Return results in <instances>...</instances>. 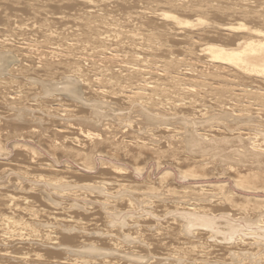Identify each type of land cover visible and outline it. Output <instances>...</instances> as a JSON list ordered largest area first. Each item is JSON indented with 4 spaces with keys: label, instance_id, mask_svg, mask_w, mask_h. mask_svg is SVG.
Here are the masks:
<instances>
[{
    "label": "bare ground",
    "instance_id": "6f19581e",
    "mask_svg": "<svg viewBox=\"0 0 264 264\" xmlns=\"http://www.w3.org/2000/svg\"><path fill=\"white\" fill-rule=\"evenodd\" d=\"M143 1L145 6L140 8L141 10L128 11L126 9L130 7L129 3L126 4L127 0H0V7H21L28 15L26 21L19 23L12 21L11 25V18L3 15L6 17V24L4 23L3 27L5 34L2 35L1 32L0 35V99L10 96L11 100H16L25 93L31 95V98H33L32 95H40V98L43 96L42 101L48 97L50 100L45 101L44 105L55 104V106H50V110L47 109L51 114L44 113L49 118L51 117L52 120L48 119L50 123L62 125L61 121H68L65 127L58 128V132H53L56 134L44 138L43 134L48 131H45L48 127H45L41 121H32V117H35L33 119L40 118L34 114L37 110H33V113L31 109L22 108V106L18 110L16 106L18 107L19 104L16 105L14 108L18 111L16 114L12 111L9 118L16 117L13 119L21 122L14 121L13 123L12 119H7L6 123L0 122V131H2V134L0 133V159L7 160L10 155L4 144L8 142H6L9 138L8 132H3L4 128H1L3 126L9 128L15 126L14 128L20 130L28 128V136L30 134L34 140L36 137L35 141L43 149L46 148L48 153H53L56 149L55 153L58 157L64 155L68 158L73 157L77 161H86L87 163L83 162V164L78 162V165L85 170L95 169V155L108 149L116 150L119 159L126 154V159L133 163L142 158L147 159L148 155V159L154 156L161 160L165 151L162 149L165 145L161 148L159 144L163 142L158 138L163 137L167 147L186 143L185 148L189 149L187 151L189 155H184V162L190 161L192 165H197L198 172L199 168H202L203 176L207 173L205 166H210V164L214 166L216 162H222V165L218 164L216 169L222 166L220 168L228 174H231L233 166L240 167L239 169L234 168L236 169L234 175L237 178L234 187H238V190L240 188L250 191V188L255 187L250 185L249 188L242 183L247 178L253 179L254 182L251 184H257V188L264 189V0H255L256 2H235V0ZM63 4H68L70 7L79 5L80 8L75 7L72 9L73 12L65 14L61 12ZM119 7L121 9H118ZM108 8L120 11V13L110 14L111 12L107 11ZM173 47L179 48L180 57H161L169 56ZM9 54L14 62L12 65L7 62ZM58 96H64L76 105L77 103L82 105L78 109L79 112H85L86 109L88 112L86 115L77 116V108L76 110L74 107V109L64 108L58 103ZM122 110H130V114L134 113L132 116L134 121L130 116L132 122H126V124L129 123L127 126L130 129L127 128V131L122 133L117 131L119 133L113 134L114 136L120 135L116 143L114 139L110 140L106 137L111 131L113 133V130L111 129L108 133L107 126H105V131L104 126L101 128V125L105 122L102 120ZM136 115L139 118H135ZM133 122L137 124H132ZM34 123L38 125L35 126ZM179 123L185 125V129L183 126L175 127ZM114 129L116 130V127ZM138 132H142V135ZM157 134L162 136H157ZM19 145H14V150H22L26 146L24 149L28 148L30 151L23 154L18 151L15 157L20 159L23 156L22 159H25L27 155L32 159L33 153L34 159H29L34 162V155L37 157L39 153L35 152L36 147L33 148L27 144ZM168 148L170 151L171 147ZM174 148L176 147H173V151ZM57 156L52 157V160L59 163L60 159L58 160ZM175 157L174 161L177 158ZM16 161L19 160L0 162V182L7 181L6 187L2 188L15 191L11 194L0 192V210L3 208L14 215L16 209L22 208L16 213L20 221L0 216V260L17 254L10 257L16 264H69L70 261H72L71 264H105L107 262H104L103 258L119 256L116 259L122 257V259L126 258L133 262L137 259L145 261L146 257L152 260L151 264H160L162 263L161 258L165 257L162 251L168 246L174 251L176 244L181 247L186 244L187 247L181 253L197 254V249L204 251L203 243H200L202 239L212 238V242H218L216 235L222 233V241L229 240V243L231 237L242 232L237 231L243 228L238 229L236 227L238 223L248 226L249 230L257 227L259 230L256 232L264 230V208L259 211L252 210L251 215L243 213L244 216L240 217H234L227 211L228 208H237L240 201L243 203L239 207H249L251 199L239 200L240 196L228 190L226 185L217 187L214 184L217 191L211 189L204 191V186H200L201 190L198 188L200 191L198 189L195 191L193 187L194 189H191L193 192H189L187 191L189 186L187 190L180 191L178 188V191L172 188L174 183L171 187L169 183L171 180L167 182L168 185H165L161 178L160 183L162 182L163 186L159 183L161 185L159 191L156 187L152 189L149 185L152 192L147 190V194L143 193L146 202L149 201L148 204L142 201L147 205L144 207L146 208L145 213L136 218L132 217L128 212L136 211L139 207L135 205L138 201L133 204L134 200H132L133 193H137L131 190L136 189L122 187V184L117 183L127 178L123 174L126 168L122 169L113 164L111 170L113 174H110L114 183L105 180L90 181L92 183L85 181L71 183V178L78 175L72 171V166H65L64 170L69 176L66 177L69 182L64 180L66 182L64 186L68 188L62 189L64 192L56 188L59 192L56 190L54 192L59 195L56 194L54 198L70 201V203L67 202L70 205L68 208L62 209L60 206V210L66 211L68 215L62 218L60 214L58 218H55V223L39 222V227H41L39 228L38 225H34V222L42 217L41 214L39 216L42 210H39L40 206L33 207L29 204L26 206V195H20L22 188L26 189L28 186V179L25 176L28 174L25 172L23 175L24 172L21 169L24 166L12 169L15 165L20 166L21 164L18 163H22L23 160ZM225 161L233 165L227 167ZM38 164L36 168L31 166L29 169L44 173L64 171L56 169V164L48 162ZM159 164L163 163L159 162ZM137 169L135 173L144 171V169L143 171ZM243 170H245V175L241 176ZM169 173H164V175H170ZM12 175L16 178H10ZM179 175L183 178L188 177V179L196 177L194 173L187 174V170ZM84 176H78L79 181L83 180ZM232 176L229 177L232 178ZM36 177L38 181L30 182L35 186H33L35 193L40 191L38 200H42L43 203L47 200L56 205V207L53 206L54 210H59L56 208L60 200L55 201L47 191L51 189H48L50 185L60 187L61 183L57 181L52 183L42 175ZM18 179L19 182L14 183L13 180L18 181ZM22 185L26 188H20ZM64 186L61 187L64 188ZM18 192L19 195L14 194ZM140 193L142 195V191L138 192ZM88 195L91 197L94 195L95 200L88 198ZM144 196H141L142 200ZM125 197L131 198L133 202H127ZM89 199L93 200L97 207H87V203H83ZM150 199H156L155 202L162 203L160 206L168 202L174 207L171 210L169 208L167 211L160 212L163 207L160 209L159 206L160 211L156 208L159 211L157 212L154 209L157 205L154 206V200L150 201ZM73 200H79L83 205L73 203L75 202ZM253 200V204L260 203L258 199ZM22 203L25 206L22 207ZM124 203H127L126 208L128 207L125 211L120 210L121 207H119ZM150 204H154V207ZM10 208L14 209L10 210ZM169 212L180 214L175 216L172 213L174 218L163 219L168 216ZM117 221L120 222L119 225H115ZM89 226H93L92 231H89ZM220 227L224 228L220 229ZM68 232H75V234ZM240 235L241 238L238 240L241 245L245 241L242 234ZM87 240L100 242L106 248L93 246L83 248L82 246L88 243ZM119 240H122L121 242L128 247H121ZM257 241H255L256 244ZM72 244L74 246H69ZM236 244L239 245V243ZM181 247L178 248L183 250L184 247ZM12 248L14 250L9 252L8 250ZM58 250L64 251V254L66 252L70 256H76V259L63 261L57 258L56 260V257L62 255ZM234 253L236 252L232 251L231 254ZM84 254H89L90 260L84 257ZM173 255L168 253L167 258L177 259ZM51 257L55 258L50 259ZM91 257L96 259L103 257L101 258L103 261H91L95 259ZM260 258L263 259V256ZM135 262L142 263L141 261ZM146 263L149 264V260Z\"/></svg>",
    "mask_w": 264,
    "mask_h": 264
},
{
    "label": "rangeland",
    "instance_id": "374dc122",
    "mask_svg": "<svg viewBox=\"0 0 264 264\" xmlns=\"http://www.w3.org/2000/svg\"><path fill=\"white\" fill-rule=\"evenodd\" d=\"M256 2L255 0H235V2ZM134 2V3H133ZM144 1L143 0H127V2H126V4L127 3H129L128 5H129V7L130 8H128V9H126V10H128V11H135L136 9H138V10H141L140 8H142V7H144L145 6V3H143ZM112 5V4H111ZM134 5V6H133ZM135 5H136V7H135ZM76 7V9H78V8H80L79 7V5H73V6H71L70 7V5H68V4H63V6L61 7V9H62V11L61 12H63V13H71V12H73V8H75ZM111 7V6H110ZM112 7H113V5H112ZM118 9H121V7H119ZM54 11V10H53ZM107 11L109 12H111L110 14H112V13H116L117 15H118V13H120V11L119 12H117L116 10H114V9H112V8H108L107 9ZM22 14H24V15H22ZM115 14V15H116ZM6 15V16H8V17H10L11 18V22H10V25L11 24H13V22L12 21H14V22H17V23H19V22H23V21H26V16H28L27 15V13H25L24 12V10L21 8V7H13V8H11V7H6V6H2V7H0V35H1V32H2V35H4L5 34V31H3V27H4V25L6 24V17H4V16ZM2 16V17H1ZM3 18V19H2ZM4 19H5V21H4ZM213 20V19H212ZM5 23V24H4ZM13 26V25H12ZM2 28V29H1ZM181 55H180V50H179V48L178 47H173V48H171V54L169 55V56H161L162 58H168V57H180ZM12 56L9 54L8 55V59H7V62H8V64L9 65H12V64H14V62H13V60H11L12 58H11ZM11 58V59H10ZM9 59H10V61H9ZM13 62V63H12ZM159 70H160V68H158ZM80 87V86H79ZM78 88V87H77ZM78 90H79V88H78ZM38 91V90H37ZM39 92V91H38ZM37 92V93H38ZM28 94L27 93H25V94H22V96H20L21 98H17L16 100H11L10 99V96H6V97H2L1 99H0V103L2 104V105H0V115L2 116H0V122H2V123H6V120L7 119H12L13 120V123H14V121L16 122V121H18V122H21L20 120H14V119H16V117H12V118H9V115H11L12 114V111H13V113L14 114H16V112L21 108L20 106H22V108H29V110L31 109V111H35V110H37V111H35V113H34V111H33V113L34 114H36V117H40L39 119H33V118H35V117H32V121H36V120H38V121H41L42 122V124H44L45 125V127H48V129H45V131H47V132H45L43 135H45V137L44 138H46V137H48V136H51V135H54V134H56V133H54L53 134V132H58V128H63V126L65 127L67 124V122H63V121H61V123H62V125H59L58 123H50V121L48 120V119H51V117L49 118V116H46L44 113L46 112V114L47 113H50V106H55V104H50V103H47V104H45L44 105V103H46L45 101H49L50 99H48V97H47V99L45 98L43 101H42V99L44 98L43 96H41V98H40V95L37 97L36 95H32V97L33 98H31V95L29 96H27ZM24 96V97H23ZM26 96H27V98H26ZM35 96H36V98H35ZM22 97H23V99H22ZM43 97V98H42ZM4 98V99H3ZM26 98V99H25ZM59 100H57L58 101V103H60V105H62V106H64V108H66L67 109V107L69 108V109H74V110H76V108H77V110H76V113H74V114H76L77 116H83V115H86V113L88 112V109H86L87 111H83V112H79V110L78 109H80L81 107H82V105H80L79 103H77V105H76V103L75 102H73L72 100H70V99H67L66 97H64V96H58L57 97ZM6 99V100H5ZM36 99V101H34ZM63 99V100H62ZM8 100H10V101H8ZM19 100V101H18ZM23 100V101H22ZM26 100V101H25ZM41 100V101H40ZM6 101H8L7 103H5ZM25 101V102H24ZM30 101V102H29ZM32 101V102H31ZM33 102H35V103H33ZM14 103V104H13ZM17 103V104H16ZM35 104V105H33V104ZM37 103V104H36ZM42 103V104H41ZM71 103V104H70ZM75 103V104H74ZM5 104V105H4ZM11 104H12V106H11ZM19 104V105H18ZM23 104V105H22ZM31 104V105H30ZM3 105L5 106V107H3ZM6 105H7V107H6ZM9 105L11 106V107H9ZM16 105H18V107L16 106ZM28 105V106H27ZM68 105V106H67ZM16 106V108L18 109L19 107V109L18 110H16V108H14ZM37 106H39V107H37ZM49 106V107H48ZM13 107V108H12ZM44 107V109H42ZM46 107V108H45ZM74 107V108H73ZM12 108V109H11ZM8 109H9V111L11 110V112H9L8 111ZM40 109V110H39ZM42 109V110H41ZM47 109H49V110H47ZM129 109H131V108H129ZM9 112H7V111ZM44 110V111H43ZM7 112V113H5V112ZM43 111V112H42ZM124 110H122L121 112H117V113H113L112 114V116H114V117H107V118H105L104 120H102V122L103 121H105V122H103V124L101 125V128L103 127V129L105 128V126H107L106 128L108 129L107 131H108V133L111 131V129L113 130V133H112V131L109 133V134H107V136L106 137H108V138H110V140H113L114 139V142H116V143H118L116 140H117V138L120 136L119 134H118V136H114L113 134L115 133V132H117V131H119V132H124V131H127L126 129L128 128V130L130 129L129 128V126H127L128 124H126V122L128 121H131L132 120V116H133V114L134 113H131L130 114V110L128 111H124ZM1 112H2V114H1ZM4 113V114H3ZM38 113V114H37ZM29 114H32V113H29ZM51 114V113H50ZM74 114H72L73 116H74ZM117 114H118V119L116 118V116H117ZM125 114V115H124ZM5 115H6V117H5ZM28 115V114H27ZM40 115V116H39ZM59 115H61V114H59ZM116 115V116H115ZM8 116V117H7ZM124 116V117H123ZM132 118H131V117ZM43 117V118H42ZM123 117V118H122ZM14 118V119H13ZM62 118V117H61ZM122 118V119H121ZM135 118H139V116L138 115H136L135 116ZM31 119V118H30ZM41 119H44L43 121H45V123L41 120ZM59 119V118H58ZM74 119H76V118H74ZM110 119V120H109ZM112 119V120H111ZM124 119V120H123ZM11 120V121H12ZM52 120V119H51ZM48 121V122H47ZM74 121V120H73ZM119 121H122V122H124V123H122V122H119ZM133 121H134V118H133ZM109 122V123H108ZM132 122V121H131ZM138 122V121H137ZM137 122L135 123V122H133L132 124H137ZM12 123V124H13ZM64 123V124H63ZM183 123V122H182ZM35 124V126L36 125H38V124H36V123H34ZM33 124V125H34ZM124 125L125 126V128H124V126L123 127H121L122 125ZM126 124V125H125ZM108 125H109V127H108ZM118 125V126H117ZM120 125V126H119ZM12 126V125H11ZM116 127V130L114 129V127ZM181 126H183V128L185 129V125H181L180 123L177 125H175V127H181ZM15 127V126H14ZM13 126L12 127H7V126H3V127H1L2 129H3V132L4 133H7L8 134V139L6 140V142L7 143H4L5 144V147H6V151H8V152H10V155L8 156V159L7 160H3V159H0V162L2 163V162H10V160H12L13 161V159H18L20 162L23 160H25L24 162L26 163L28 160V162L25 164V163H23V161H22V163H18V164H21L20 166H13L12 167V169H16V168H22L23 166V169H21L24 173H23V175H25V172H27V174L28 175H25V176H27V181H28V186H29V188H28V186H24V185H22V186H20V188H22V187H24V188H26V189H23L22 188V190L20 191L21 192V194L18 192V193H14V194H17V195H23V196H25V197H27V200H26V206H29V205H32L33 207L36 205V206H40V208L41 209H39V210H42L41 212H39V216H40V214H41V216L42 217H39V220L37 221H35L34 222V225H38V227H39V225H40V223L39 222H43V223H45V224H47V221H49V222H52V223H55V218H58L59 216H60V214L62 215V218L63 217H67V215H68V213L66 212V211H64V210H60L61 208H60V206H62V209L65 207V208H68V206H70L68 203H70V201L68 202V201H63L62 199H58L57 198V200L59 201V206H57L58 208H56V209H59V210H54L53 208L54 207H56V205H53V204H51V203H49V202H47V200H45L46 202H44L43 203V201L42 200H38V198H40L39 197V195H38V193L40 192V191H37V193H35L34 191H36L35 190V186L30 182V181H38V177H36V176H39V175H42V176H46L45 178H46V180L48 179L49 181H52V183H54V182H56L57 181V183H61V186H64L65 184H66V182L68 181L69 182V179H67L66 177H69L68 176V174L66 175L65 174V170H64V167L65 166H69V167H71L72 168V171L75 173V175H78V176H81V175H85L84 176V178H83V180H81V181H79V178H78V176L77 177H75V178H71L72 179V182L71 183H78V182H81V183H83L84 181L85 182H87V183H89L90 181H95V182H102L103 180H105V181H107V182H113L114 183V179H112V176H111V174L110 173H112L113 174V172H111V170L113 169V165H115L116 167L117 166H119L120 168L122 167V169H124V168H126L125 169V173H123L127 178H124L123 179V181H121V182H117V183H120V184H122V187H131V189H136V190H131V191H133V192H135L136 191V193L137 194H135V193H133V192H131L130 191V193H133V198H132V200H134V203L133 204H135V202L136 201H138V203L137 204H135V205H139V209L137 208L136 209V211H133V212H128V213H130L131 214V216L133 217V216H135V218L136 217H139V215H142L143 213H145V210H146V208H144L145 207V205L146 204H148V202H146V199H145V194H147L148 192H147V190H149V192H152V190H151V188L152 189H154L153 187H156V189H158V191L160 190V186L162 185L163 186V184H165V185H168V183L167 182H169L170 180V182L169 183H171V187H172V185H173V183L176 185H173V187L172 188H174L175 190H178V188H180L179 190L181 191H183V190H187V188H188V186H189V189L187 190V191H192L194 188H195V191H197V189L199 188L200 190H201V188L203 187L204 188V191H206V189H207V191L209 190V189H211L212 191H217V188L215 187V186H220V185H223V186H227V188H228V190H230V191H232L233 193H236L237 195H238V197L240 196V199L239 200H244V198H247V199H251V203L249 204L250 206L249 207H239L243 202L242 201H240V204H239V206L237 207V208H234V207H232V208H228V210L227 211H229L230 213H231V215L232 216H234V217H240V216H244V214L243 213H249L250 215H251V212H252V210H256V211H259V210H261L262 208H264V189H262V188H257L258 187V185L257 184H251L252 182H254V180L253 179H250V178H247V179H244V181L242 182L243 184H245L246 186H248L249 188H250V185H252V186H255L254 188H250L249 190L250 191H247V190H243V189H240L239 188V190H238V187H234L235 186V179H237V178H235L236 177V175H234L235 173V171H236V169H239L238 168V166H233L232 167V172H231V174H228V172L227 171H225V170H222L221 168H222V166H219V171L216 169V167H217V165L218 164H220V165H222V162H216V165L214 164V166H213V164L211 165L210 164V166L209 165H207V166H205V171H207V173H206V176H203L202 175V172L204 173V171H203V169L202 168H199L200 169V171H201V173H200V171L198 172V168H196L197 167V165H192V162H190V161H186V162H184V160H183V157H184V155L185 156H187V155H189L188 154V150L185 148L186 147V143H182V144H179L178 146H168V147H171L170 148V151L168 150L169 148L167 147V143H166V141H164V139H163V137H160V138H158V139H162V141L161 142H163V144L161 143V144H159V146H161V148H163L162 146H164V148L162 149V151H164L163 152V156H162V159L160 160V159H156L154 156H151L150 157V159H148L149 158V155H148V157H146L147 159H144V158H142V160L140 159V161L138 160L136 163H135V161H134V163H133V161H130L129 162V160H127L126 158H127V156H126V154H123V158H120L119 159V157H118V154H116L117 152H116V150H111V149H108V150H105L104 152H102V153H98L97 155H95L94 157H95V169H91V170H85V169H83L80 165H78V162L80 163V164H83V162H85V163H87L86 161H77V160H75V158H73V157H70V158H68V156H65L64 157V155L62 156V155H59L60 157H58L57 155L58 154H56L55 153V151H56V149H55V151L53 152L54 154H56V155H54L52 152L50 153H48L45 149L46 148H42V146H40V145H38V142L37 141H35V140H37L36 139V137H35V140H34V137L32 138L31 136H30V134H29V136H28V128L27 129H25V128H21V129H23V130H20V129H18V128H14ZM28 127V126H27ZM112 127V128H111ZM120 127V128H119ZM144 127V126H143ZM106 128H105V131H106ZM117 129H119V130H117ZM56 130V131H55ZM50 131V132H49ZM51 131H52V133H51ZM70 131H73V130H70ZM70 131H69V133H70ZM2 131H0V133H1ZM119 132H117V133H119ZM17 133V134H16ZM68 133V134H69ZM138 133H140L141 135H142V132H138ZM2 134V133H1ZM25 134H27L26 136H25ZM130 134V133H129ZM14 135V136H13ZM20 135V136H19ZM26 137H24V136ZM60 136L62 135V134H59ZM65 135H67V134H65ZM159 134H157V136H158ZM17 136V137H16ZM23 136V137H22ZM55 136H58V135H55ZM159 136H162L161 134L159 135ZM19 137H21V138H19ZM31 137V139H29ZM54 137V136H53ZM111 137H113L112 139H111ZM33 139V140H32ZM63 141V140H62ZM45 142V141H44ZM113 142V141H112ZM19 145H26L27 144V146H30L31 145V147H36V148H34L36 151L35 152H39L38 153V156L36 157V155H34L35 156V161L36 162H38V163H43V164H45L46 162H48V163H51V164H53V165H57V163H58V161H57V163L56 162H54L53 160H52V157H54L55 156V158H56V156H57V159L59 158L60 159V161H59V163H58V165L56 166L55 165V167H56V169H60V170H64L63 172H53L52 171V173H44V172H42V171H38V170H34V169H29L31 166H35V168H36V166H39V164L38 163H36L35 161L34 162H31V160L32 159H34V157H33V153H32V159H31V157L30 156H27V155H25V159H22V158H24L23 156H21L22 158H17V157H15V155H16V153L18 152V153H20L21 154V152H22V154L23 153H29L28 151H30V150H28V148L27 149H24V148H22V150H14V148H15V146L17 145V144ZM57 143V142H56ZM47 144V143H46ZM15 145V146H14ZM19 145V146H20ZM48 145V144H47ZM12 146H13V148H12ZM39 146V147H38ZM121 146V145H120ZM180 146V147H179ZM184 146V147H183ZM173 147H176V148H174V151H173ZM181 148V149H180ZM184 148V149H183ZM185 149H186V151H185ZM23 150H25V151H23ZM27 150V151H26ZM167 150V151H166ZM178 150V151H177ZM180 150V151H179ZM14 151V152H13ZM21 151V152H20ZM173 151V152H172ZM176 151H177V153H176ZM60 153H61V151H59ZM123 152V151H122ZM182 152V153H181ZM66 153V152H65ZM167 154V156H166V154ZM179 154V155H178ZM40 155V156H39ZM54 155V156H53ZM218 155H220V154H218ZM165 156V157H164ZM177 158H176V157ZM180 156H182V157H180ZM153 157V158H152ZM164 157V158H163ZM174 157L176 158L175 159V161H174ZM31 160H30V159ZM152 158V159H151ZM155 158V159H154ZM196 159H197V156L195 157ZM22 159V160H21ZM37 159V160H36ZM58 159V160H59ZM165 159V160H164ZM3 160V161H2ZM145 160V161H144ZM160 160V161H159ZM180 162H179V161ZM19 161H16V162H19ZM77 163H76V162ZM105 162L104 164H103V162ZM143 163H142V162ZM147 161V162H146ZM162 161V162H161ZM159 162L160 163H163V164H159ZM164 162H165V164H164ZM177 162V163H176ZM182 162H184V163H182ZM226 163H227V167L228 166H232L233 165V163H228L227 161H225ZM224 162V163H225ZM14 163V162H13ZM109 163V164H108ZM133 163V164H132ZM176 163V164H175ZM190 163V164H189ZM22 164H24V165H22ZM37 164V165H36ZM113 164V165H112ZM177 164H178V166H177ZM179 164H182V165H179ZM229 164V165H228ZM26 165V166H25ZM91 165V164H90ZM134 167H133V166ZM173 165V166H172ZM177 166V167H176ZM180 166H181V168H180ZM209 166V167H208ZM243 166H245V165H243ZM105 167V168H104ZM188 167V168H187ZM207 167V168H206ZM212 167H215V168H213L212 169ZM221 167V168H220ZM24 168H26V169H24ZM94 168V167H93ZM109 168V169H108ZM138 168V169H137ZM141 168V169H140ZM177 168H179V169H177ZM234 168H236V169H234ZM54 169V168H53ZM135 169H137V170H142L143 171V169H144V171L143 172H136L135 173ZM181 169V170H180ZM191 169H192V171H191ZM207 169V170H206ZM211 169V170H210ZM234 169V170H233ZM55 170V169H54ZM186 170H187V174H196V175H194V176H196L195 178H189L188 179V177H186L187 178V180H185L186 178H183V176H181V175H179V174H182V173H184V172H186ZM215 170H217V171H215ZM167 171V172H166ZM214 171V172H213ZM169 172H171V173H169ZM189 172V173H188ZM198 174H197V173ZM225 172V173H224ZM243 172V173H242ZM241 172V176L242 175H245L244 173H245V170H243ZM33 173V174H32ZM60 173V174H59ZM140 173H142V174H140ZM164 173H169L170 175H167V176H165L164 175ZM179 173V174H178ZM221 173V174H220ZM222 173H224V174H222ZM228 174V177H227V174ZM30 174V175H29ZM53 176H52V175ZM201 174V175H200ZM220 174V175H219ZM22 175V176H23ZM58 175V176H57ZM163 175L165 176V177H163ZM171 175H173V176H171ZM198 175V176H197ZM210 175V176H209ZM223 175H225V176H223ZM230 175H233L232 176V178H234V179H232V178H230L229 176ZM31 176H33V177H31ZM111 176V177H110ZM179 176H180V178L182 177L183 178V180H182V178L180 179L179 178ZM208 176V177H207ZM219 176V177H218ZM163 177V178H162ZM171 177V179H168V178H170ZM185 177V176H184ZM200 177V178H199ZM203 177V178H202ZM217 177V178H216ZM10 178H16V177H14L13 175L12 176H10ZM162 180H161V179ZM58 179H60L59 181H58ZM61 179H62V181H61ZM67 179V180H66ZM148 179V180H147ZM159 179V180H158ZM166 179H168V180H166ZM16 180V179H15ZM15 180H13L14 181V183L16 182V183H18L19 182V179H18V181H15ZM64 180L66 181V182H64ZM151 180V181H150ZM160 180L163 182V184H162V182L160 183ZM191 180V181H190ZM150 181V182H149ZM159 181V182H158ZM186 181V182H185ZM22 182V181H21ZM147 182V183H146ZM165 182V183H164ZM90 183H92V182H90ZM117 183H115V184H117ZM136 184V185H134V184ZM159 183L161 184V185H159ZM224 183V184H223ZM7 184V181L6 182H0V189L2 188V187H6L5 185ZM20 184V183H19ZM215 184V186H213ZM242 184V185H243ZM3 185V186H2ZM138 185V186H137ZM143 185V186H142ZM149 185L150 186H152L151 188H149ZM164 185V186H165ZM212 185V186H211ZM34 186V187H33ZM57 187V186H54V185H50L49 186V188L48 189H50L49 191H47V193H49V194H51L50 196H53L52 198H54V196H56V194L57 193H55L57 190H56V188H58V189H60V190H66V187L68 188V186H64V188L63 187ZM140 186V187H139ZM148 188H147V187ZM170 186V185H169ZM180 186V187H179ZM200 186H202V187H200ZM211 186V187H210ZM257 186V187H256ZM137 187V188H136ZM144 187V188H143ZM176 187V188H175ZM194 187V188H193ZM207 187V188H206ZM264 187V186H263ZM31 188H33L32 189V191H31ZM214 188V189H213ZM29 189V190H28ZM155 189V190H156ZM192 189V190H191ZM198 189V190H199ZM246 189H248V188H246ZM56 190V191H55ZM61 191V192H64V191ZM178 190V191H179ZM199 190V191H200ZM243 190V191H242ZM3 191V192H2ZM8 191V192H7ZM13 190H7V188H2V190L0 191L1 192V194H7V193H10L11 194V192H12ZM52 191V192H51ZM55 191V192H54ZM142 191V195H141V193L140 194H138V192H141ZM154 191V190H153ZM13 192H15V191H13ZM57 192H59V190L57 191ZM129 192V191H128ZM145 192V193H144ZM155 192V191H154ZM193 192V191H192ZM143 193H144V195H143ZM25 194V195H24ZM61 194V193H60ZM191 194V193H190ZM57 195H59V194H57ZM137 195V197H135ZM144 196V198H143V200H142V197L141 196ZM140 196V200H141V202L143 201H145L146 202V204H144L143 202V204L141 203V202H139L140 200H139V197ZM91 197V195L89 196L88 195V198H90ZM93 197V198H92ZM92 197L90 198V199H93V200H95L94 198V195H92ZM125 198H127V197H125ZM90 199L89 200H87V201H84L83 203H87L86 204V206L87 207H90V206H94V207H97V205L96 204H94L95 202L92 200V201H90ZM131 198H127V199H125V200H127V202L129 201L130 203H131V201L132 200H130ZM137 199V200H136ZM253 199H258L259 200V202L260 203H256V204H253ZM20 200H22V199H20ZM50 200H52V199H50ZM54 200L55 201H57L55 198H54ZM154 200V202L156 201V199H150V201H153ZM73 201H75V202H73V203H79V205L81 204V205H83L82 203H80L79 202V200H73ZM78 201V202H77ZM111 201H114V199H111ZM68 202V203H67ZM133 202V201H132ZM158 203V204H157ZM29 204V205H28ZM51 204V205H50ZM155 204V205H154ZM154 204H150L151 205V207L154 205V206H156L154 209L157 211V212H159L160 211V209H161V207H163V210L161 209V211L160 212H162V211H167L169 208H170V210L174 207V205L173 204H171L170 205V203H166V204H164V205H162V206H160L162 203H159V202H155ZM168 204V205H167ZM126 205H127V203H124V205H122L123 207H125L124 209H123V207L120 205L119 207H121L120 208V210H126V209H128V207L126 208ZM167 205V206H166ZM170 205V206H169ZM23 206H25V205H23V203H22V207ZM54 206V207H53ZM147 206V205H146ZM153 206V207H154ZM159 206H160V209H159ZM237 206V205H236ZM44 207V208H43ZM164 207H166L167 209H165ZM159 210H157V209ZM248 208H251V209H248ZM11 209H14V208H10V210ZM9 210V209H8ZM19 210H22V208H20V209H16V212H14V215H13V213L12 212H6L3 208L0 210V216L3 218V217H9V218H11V219H13V220H19V216L16 214L17 213V211H19ZM44 210V211H43ZM48 210H50V211H48ZM97 210V212H101V210H98V209H95V211ZM35 211H36V208H35ZM138 211H139V213H138ZM250 211V212H249ZM59 212H61V213H59ZM170 213H171V215H170ZM175 215V216H177V215H179L180 213H178V212H169L168 213V216H165V217H163V219H165L166 217H169L168 218V220H171L172 218H174L175 216L173 215V214ZM48 214V215H47ZM66 214V215H65ZM161 214V213H160ZM47 215V216H46ZM173 215V216H172ZM11 216V217H10ZM51 216V217H50ZM28 218V217H27ZM51 218H53V219H51ZM21 219V218H20ZM45 220V221H44ZM165 220H167V218L165 219ZM20 221V220H19ZM118 222V221H117ZM115 223V225H119V223L120 222H118V223ZM171 222V221H170ZM36 223H38V224H36ZM100 223V222H99ZM219 223H221V222H219ZM218 223V224H219ZM45 224H43V225H45ZM101 224V223H100ZM220 226V225H219ZM238 229L239 228H242V230L241 229H239V230H237L238 232L239 231H242V232H240V234H242V236H243V240L246 242H244L243 244H241L240 245V239L239 238H241L240 236V234H237V235H234L233 237H231V241L228 243V241L229 240H227V242L226 241H222V239H221V237H223V233L221 234V235H216L217 236V241L218 242H212V238L211 239H208V240H204V239H202L201 241H200V243L202 242L203 243V250L204 251H201L200 249H197V254H192V255H189L188 253H181L182 251H184L185 250V247H187V245L185 244H183V246L181 247V245L179 246V245H175V249H174V251H172L171 249H169V247L170 246H168L167 248H165V250H163L162 251V255L163 256H165V257H162V256H160V257H162L161 258V260H162V263H160V264H262L263 263V261H264V230H262V232H261V230L260 231H257L256 232V230H259L257 227H252V228H250L251 230H249L247 227L248 226H246V225H244V224H241V223H238V225L236 226ZM39 228H41V227H39ZM91 228H93V226H89V231H92V229ZM221 228H224V227H220V229ZM247 228V229H246ZM46 229V228H45ZM48 229H51V228H48ZM198 229H200V230H204V229H201V228H198ZM229 229H233V228H229ZM254 231V232H253ZM227 232V231H226ZM251 232V233H250ZM68 233H70V234H75V232H68ZM224 233H225V231H224ZM228 233V232H227ZM230 233V232H229ZM183 234V233H182ZM236 234V233H235ZM253 236V234H255L253 237H251V238H249V236H251V235ZM262 234V235H261ZM247 235V236H246ZM258 235V236H257ZM100 236V235H99ZM246 236V237H245ZM260 236V237H259ZM101 237V236H100ZM256 237H259V238H256ZM246 240H245V239ZM249 238V239H248ZM261 238V239H260ZM239 239V240H238ZM88 240H90L89 238H88ZM87 240V241H88ZM92 240V239H91ZM99 240H100V238H99ZM253 240H255V241H257L258 243H259V245H257L256 244V242L255 241H253ZM262 240V241H261ZM102 241V240H101ZM120 241V240H119ZM122 241V240H121ZM120 241V246L121 247H124V248H127L128 246H126V244L125 243H123V242H121ZM261 241V242H260ZM252 242V243H251ZM235 243V244H234ZM236 243H239V247L237 246V244ZM249 243V244H248ZM229 244H234V245H232V246H230ZM247 246H245V245ZM250 244H254L255 246H252V245H250ZM250 245V246H249ZM69 246H74V244H72V245H69ZM90 246H93V247H103V248H106V246L105 245H103L102 243H100V242H89L88 241V243L87 244H85L84 246H82L83 248H91ZM198 246H199V244H198ZM249 246V247H248ZM258 246V247H257ZM178 247H181V248H183V250H181V249H179ZM238 247V248H237ZM6 248V247H5ZM177 248V249H176ZM234 248H237V249H235V250H232V249H234ZM0 249H1V247H0ZM54 249H56L57 250V248H54ZM232 250L233 252H236V253H234L233 255L235 256H233L231 253H232V251H228V250ZM14 249L12 248V249H9L8 251L9 252H12ZM169 250V251H168ZM171 250V251H170ZM238 250V251H237ZM241 250V251H240ZM58 251H61V250H58ZM22 252V251H21ZM21 252H19V253H21ZM100 253H101V251H99ZM159 252V251H158ZM167 252V253H166ZM203 253V255H201L202 253ZM244 254H243V253ZM61 253H62V255H61V257H56V260H58L57 258H61V259H63V261L64 260H73V259H76V256H73V255H68V254H66V252H65V254H64V251H61ZM103 253H104V250H103ZM168 253H172V255H173V253H179V254H174V255H176V256H174L173 255V257H175V258H177V259H173V258H171V257H168L167 258V256H168ZM191 253H193V252H191ZM248 253V254H247ZM166 254V255H165ZM182 254H184V255H182ZM235 254H238V255H235ZM14 255H17V254H13V255H9L10 257H12V256H14ZM199 255V256H198ZM232 255V256H231ZM89 256V254H84V257H86L87 259H89L90 260V256ZM93 256V255H92ZM179 256H180V260H179ZM198 256V257H197ZM249 256V257H248ZM263 256V259L262 258H260V257H262ZM10 257H6V258H4V259H2V260H0V263L1 264H16V263H14L11 259H10ZM83 257V258H84ZM103 257H105V256H103ZM103 257H99L98 259H96L95 257H91V259H94V260H91V261H95V262H98V261H101L102 259L101 258H103ZM112 257L113 256H111V258L110 257H105V258H107V259H105V258H103V260H104V262H107V263H105V264H128V263H132V264H137V263H139V262H135V261H141L140 263L141 264H147L146 262H148V260H149V264H151L152 263V260L151 259H148V258H146L145 257V259L147 260H145V261H142V260H140V259H137V260H133V262H131V261H129V259H127L126 260V258H124V259H122V257L119 259H116L117 257H119V256H114L113 257V259H112ZM127 257V256H126ZM182 257V258H181ZM196 257H197V259H196ZM52 258H55V257H51L50 259H52ZM79 258V257H78ZM158 258V257H157ZM233 258H235V259H233ZM238 258V259H237ZM60 259V260H61ZM155 259V258H154ZM160 259V258H159ZM259 259H261V260H259ZM102 260V261H103ZM106 260V261H105ZM120 260V261H119ZM123 260V261H122ZM125 260L127 261V262H125ZM157 260V259H156ZM208 260V261H207ZM63 261H61L62 263H63ZM129 261V262H128ZM125 262V263H124ZM72 263V261H70L69 262V264H71ZM76 263V262H75ZM76 264H79V263H76Z\"/></svg>",
    "mask_w": 264,
    "mask_h": 264
}]
</instances>
